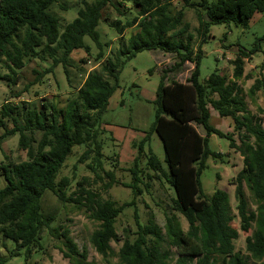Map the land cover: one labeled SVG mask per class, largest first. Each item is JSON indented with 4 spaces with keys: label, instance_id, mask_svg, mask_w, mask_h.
Returning a JSON list of instances; mask_svg holds the SVG:
<instances>
[{
    "label": "trees",
    "instance_id": "trees-1",
    "mask_svg": "<svg viewBox=\"0 0 264 264\" xmlns=\"http://www.w3.org/2000/svg\"><path fill=\"white\" fill-rule=\"evenodd\" d=\"M58 1L0 0V65L7 69V73H0V79L10 86L16 84V70L35 57L52 60L36 80L58 65L67 76L71 53L79 49L90 53L85 37L98 48L95 60L101 61L100 67L87 73L63 107L46 100L35 104L6 99L0 105V150L7 137L18 134V148L27 157L18 162L6 157L8 161L0 163V176L5 180L0 188V235L14 241L16 248L25 247L29 256L32 249L42 248L40 234L49 229L51 236L61 240L59 250L71 264H90L86 250L78 249L68 229L50 226L54 216L44 214L41 204L44 192L49 190L58 200L91 211L99 225L91 233L90 242L100 255L107 257L112 252L110 242L120 240L115 220L124 208L135 206V197L143 192L139 186L142 173L149 170V179L160 180L162 176L173 188L172 209L184 217L187 229H181L173 214L165 213V234L152 219L146 224L136 220V236L122 240L118 261L113 264H264V127L249 111L239 85L244 76V60L259 47L250 51L238 48L230 61V77L213 71L204 81L199 80L200 46L208 37V27L219 23L246 27L255 13L264 14V0H77L80 6L75 17L64 24H60L53 7H69ZM174 2H181V7H175ZM108 7L123 19L104 16ZM187 7L196 10V36L184 18ZM198 8L205 10L207 20ZM100 21L119 36V46L111 55L104 53L103 46L108 45L100 42L96 30ZM129 28L135 30L124 43L123 34ZM155 49L174 54L176 60L160 74L149 130L141 141L132 144L137 154L128 168L131 181L124 186L130 188L133 198L121 204L102 199L85 186L86 177L77 182L78 192L67 195L70 179L62 177L56 182V178L74 145L85 147L78 163L91 159L86 167L96 178H100L99 171L109 178L105 189L116 182L113 171H105L102 166V136L106 133L102 128L103 115L118 87L124 63L121 57L129 59L137 52ZM186 62L193 64L186 82L167 79L169 72H180ZM257 91L264 94V79H256L249 89L250 94ZM212 109L221 118H231L234 130L240 134L238 142L231 133L210 123ZM152 133L161 140L167 171L148 143ZM211 134L228 138L229 146L243 157V166L232 184L240 228L244 232L252 230L245 238V253L235 250L238 231L231 225L234 216L227 192L216 189L207 196L202 190L201 174L207 158H221L208 146ZM114 156L117 158V154ZM142 159L143 168L139 165ZM244 183L252 195L254 209L248 208ZM149 186L147 181L143 183L144 190ZM134 215L137 219L136 210ZM162 244L167 247L161 248ZM170 248L176 252L173 260ZM7 260L8 257L0 256V264Z\"/></svg>",
    "mask_w": 264,
    "mask_h": 264
},
{
    "label": "rangeland",
    "instance_id": "rangeland-1",
    "mask_svg": "<svg viewBox=\"0 0 264 264\" xmlns=\"http://www.w3.org/2000/svg\"><path fill=\"white\" fill-rule=\"evenodd\" d=\"M207 1L213 2L214 0ZM59 2L69 7L67 10L60 9L58 5L53 7L54 13L61 19L60 24H64L75 17L80 3L77 0H59L58 4ZM128 2L125 1L126 6L129 5L130 2ZM181 5V2H174V6L177 8H180ZM198 11L202 14L203 19L207 20L205 10L198 8ZM106 14L111 18L123 19L112 7L106 8L103 15ZM184 18L190 24V31L196 36L198 21L195 8L187 7ZM96 30L99 32L100 42L108 45L103 46L104 53L111 55L120 42L115 29L108 26L104 21H100ZM134 30V28L125 30L123 34L124 43ZM207 35L206 41L202 42L200 46V81H204L213 71H218L230 77L232 72L230 61L236 56L238 48L250 51L259 47L249 58L244 60V76L239 81V85L242 88L249 111L255 116L256 121L260 120L261 125L264 127V94L262 91H257L254 94L249 92L256 79H264V14L255 13L246 27L227 23L211 24L208 27ZM84 40L90 46V53L87 54L81 49L73 51L68 60L67 76L64 74L62 66L58 65L51 72H47L36 80L39 73L48 69L52 60L46 57L44 59L35 57L24 61L23 66L16 70L18 75L16 84L10 86L9 82L0 79V105L6 99L14 103L27 101L35 104L46 100L54 103L57 107H63L71 92L80 85L87 73L100 67L101 61L95 60L98 48L89 38L85 37ZM196 43H198V39L195 40V45ZM159 53L161 51L158 49L143 50L129 59H125V56L121 57L124 63L118 75V87L112 96L107 111L103 115L104 123L102 124V128L105 127L106 129V133L102 136L104 138L102 166L105 171H113L116 182L110 188L105 189L104 185L109 178L102 171H99L100 178H96L94 173L86 167L91 159L78 163V158L85 147L83 144L74 145L56 178V182L62 177L70 179V183L66 187L67 195L78 192L80 186L77 182L86 177L88 183L86 182L87 185L85 186L98 193L102 199L110 198L121 204L133 198L130 188L124 186L125 183L131 181L128 168L131 166L133 159L126 163L120 162L114 156L118 152V146L113 142L111 133L117 129L115 126L118 129L122 127L121 131L126 132L128 130V136L134 135L133 138L136 140L134 142L138 143L149 130L154 119V107L153 100H150L148 96L155 95L160 79V69L157 63L162 60V53L158 56ZM189 66V64H184L183 70ZM166 67H168V64ZM163 69L165 68L161 66V71ZM0 73H7V69L3 64L0 65ZM167 77L168 79H175L173 73H168ZM13 95L18 96L14 97ZM117 97L122 99V105L115 102ZM210 123L223 132L231 133L236 142L239 141L240 134L234 130L231 118H221L212 109ZM199 131L203 133L202 128H199ZM2 132L3 130L0 129V134ZM148 143L159 158L163 169L167 171L163 146L156 133L149 135ZM208 146L210 150L220 153L221 158L213 159L211 156L207 158L206 168L201 174L202 190L207 196H211L216 189L227 192L230 211L234 216L231 225L238 231V237L234 242L235 250L245 253V238L251 234L252 230L244 232L240 228L236 211L237 202L234 196V185L232 184V179L243 166V157L236 149L229 146V139L225 137L211 134ZM134 149L137 154V149ZM6 157L14 162L27 158L25 151L18 148V134L9 136L2 142L0 163L8 161ZM144 164L145 159H142L139 165L143 168ZM147 173L149 175L152 172L144 170V173H142L143 179L139 186L143 189V192L135 197V206L124 208L115 220V229L120 240L110 242L112 252L107 257L100 255L90 242V235L98 228L99 222L92 218L91 211L85 206L62 202L57 199L53 192L46 190L41 198L42 211L46 215L52 214L54 216V221L50 224L51 227L60 225L69 230V235L78 249L86 250L87 261L90 264H113L118 261L117 252L122 240L125 238L132 240L136 236V220L141 224H146L148 219H152L160 226L162 233L165 234V213L168 215L173 214L181 229L183 231L187 229V222L184 217L172 209L171 199L175 196L173 188L164 177L161 176L160 180L149 179ZM146 181L150 184L148 190L143 188V183ZM4 185L5 180L0 176V188ZM243 186L248 208L254 209L252 195L245 183ZM134 209L137 213V219L134 215ZM40 237L42 248L32 249L28 254L29 256H27L25 247L16 248L14 241L0 235V256L8 257L5 264H32L33 262L36 264H71L69 259L64 258L59 250L62 247L61 240L51 236L49 229H43ZM166 247L165 244L161 245V248ZM170 251L173 260L176 258L175 249L170 248ZM15 252L17 253L14 254Z\"/></svg>",
    "mask_w": 264,
    "mask_h": 264
},
{
    "label": "crops",
    "instance_id": "crops-1",
    "mask_svg": "<svg viewBox=\"0 0 264 264\" xmlns=\"http://www.w3.org/2000/svg\"><path fill=\"white\" fill-rule=\"evenodd\" d=\"M161 53H162V55H161ZM161 53H159L158 56L161 55L162 56V60H159L158 63H157V66L160 69V74L162 72L161 71V66L164 67V68L171 67L173 65V63L175 62V60H176L175 55L172 54V53H166V52H163V51H161ZM167 64H168V67H166ZM186 64H189L190 66L187 67L185 70L182 69L180 72H169V73H173L174 74L175 80H177L179 82H183V83L186 82V80L189 77V74H190V72H191V70L193 68L192 63L186 62L185 65ZM187 69L189 70L188 72L186 71ZM167 79H168V77H167ZM113 94H112V96H113ZM112 96L109 99L108 107H109V105L111 103ZM148 97L150 98V100H153L155 98V95L151 94ZM115 102L117 104H119V105L123 104L122 99L119 98V97H117ZM103 128H104V130H106L105 127H103ZM115 128H117V129L113 130V132L111 133L112 134L111 137H112L113 142L118 146L117 158L120 160V162H126V163L130 162V161H132V159H134V157L136 155V150L132 147L133 142L136 141L135 138H133L134 135L131 136V137L128 136L127 132H129V131L127 129H126L127 130L126 132L121 131V129H123L122 127H120L118 129V127L115 126ZM199 128H201V127L197 126V130L198 131H199ZM201 134H203V133H201Z\"/></svg>",
    "mask_w": 264,
    "mask_h": 264
},
{
    "label": "built area",
    "instance_id": "built-area-1",
    "mask_svg": "<svg viewBox=\"0 0 264 264\" xmlns=\"http://www.w3.org/2000/svg\"><path fill=\"white\" fill-rule=\"evenodd\" d=\"M186 71L188 72L189 70L187 69Z\"/></svg>",
    "mask_w": 264,
    "mask_h": 264
}]
</instances>
